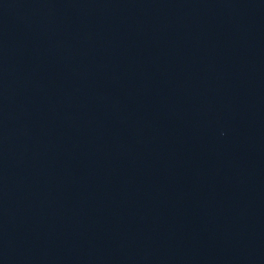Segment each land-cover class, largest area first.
<instances>
[{"label":"water","instance_id":"obj_1","mask_svg":"<svg viewBox=\"0 0 264 264\" xmlns=\"http://www.w3.org/2000/svg\"><path fill=\"white\" fill-rule=\"evenodd\" d=\"M0 264H264V0H0Z\"/></svg>","mask_w":264,"mask_h":264}]
</instances>
